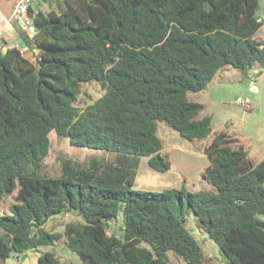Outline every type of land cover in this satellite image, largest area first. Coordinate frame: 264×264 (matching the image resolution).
<instances>
[{
  "label": "trees",
  "instance_id": "trees-1",
  "mask_svg": "<svg viewBox=\"0 0 264 264\" xmlns=\"http://www.w3.org/2000/svg\"><path fill=\"white\" fill-rule=\"evenodd\" d=\"M47 1L34 39L22 35L26 53L0 41V264L63 237L83 264H167L168 250L213 264L184 225L183 200L230 264H264V159L212 132L211 117L199 116L204 104L189 98L220 69L249 78L256 62L264 66L259 1ZM92 81L104 92L79 107L80 87ZM160 121L187 140L211 135L200 176L212 189L132 188L142 156L153 170L170 168ZM50 132L113 160L63 158L58 175L41 173ZM67 212L81 219L63 232L45 228ZM120 213V230L109 233ZM36 264L62 263L45 251Z\"/></svg>",
  "mask_w": 264,
  "mask_h": 264
},
{
  "label": "rangeland",
  "instance_id": "rangeland-1",
  "mask_svg": "<svg viewBox=\"0 0 264 264\" xmlns=\"http://www.w3.org/2000/svg\"><path fill=\"white\" fill-rule=\"evenodd\" d=\"M258 1L257 14L263 21L258 31L261 37L264 32V0ZM48 8V3L43 2L42 10H48ZM261 38L264 39V37ZM254 68L257 70L252 71V73L257 75L253 74V76L245 78L226 74L224 81L212 80V83L208 84V88L189 93V98L204 104L199 116L209 115L211 117L212 132L223 129L228 134L236 135L243 142L244 147L247 149L252 148L254 155L250 159L257 162L264 159V66L256 62L253 65ZM251 78L259 81V89H250V81H253ZM207 89L209 93H207ZM103 92L104 89L97 82L83 83L76 104L79 107H85L102 95ZM238 96L248 97L254 109L246 110L243 106L237 104L235 99ZM157 133L162 140V152L170 161V168L165 172L153 170L148 164V158L142 156L132 188L158 192L173 187L179 188L182 185L191 191L212 189V186L200 176L209 164L208 158L202 149L210 141L211 135L201 140H187L162 121L158 122ZM49 138V151L39 168L40 172L44 174L58 175L63 158L85 162L90 158L110 161L114 157L112 152L71 145L67 138L58 136L55 132H50ZM6 203L2 205L1 211L3 212L8 211ZM179 211L184 216L186 229L200 244L203 253L211 259L212 263L230 264L218 244L199 224L185 200L180 205ZM80 219L72 212L57 214L47 220L45 228L53 232H63L66 222ZM122 224L123 215L120 213L116 219L109 222L107 230L109 233L117 234ZM45 251L55 254L62 264H83L79 255L66 246L64 237L53 244L39 246L19 256L14 255L7 260V263L36 264L38 255ZM166 257L167 264H187L183 257L174 254L171 250L166 251Z\"/></svg>",
  "mask_w": 264,
  "mask_h": 264
},
{
  "label": "crops",
  "instance_id": "crops-1",
  "mask_svg": "<svg viewBox=\"0 0 264 264\" xmlns=\"http://www.w3.org/2000/svg\"><path fill=\"white\" fill-rule=\"evenodd\" d=\"M13 1L14 0H0V33H1L0 34V41H5L8 44L11 41L17 39L18 37H20V36L22 37V35H23V32L13 22H11L10 18H9ZM34 1L36 4V8L38 7L37 9H41V10H42V3L43 2L48 3L47 0H34ZM43 11H46V10H43ZM261 37H264V32L261 34ZM261 37H260L259 32H257V38L262 39ZM255 70H257V69L254 68L252 71L254 72ZM226 74L235 75L237 77H242L240 71L237 68L226 67V68L220 69L216 73V75L214 76V78L212 80L222 82V81H224ZM251 80H253V83L256 86V89H259V84H258L259 81L252 79V78H251ZM211 83H212V81H211ZM208 86H207V88H208ZM207 93H209L208 89H207ZM228 135L230 137L236 139V142L233 144L234 147L242 146L244 149L247 150L249 158L253 157L254 152H253L252 148L247 149L246 147H244L243 142H241V140L236 135H233V134H228ZM235 144H237V145L235 146Z\"/></svg>",
  "mask_w": 264,
  "mask_h": 264
},
{
  "label": "built area",
  "instance_id": "built-area-1",
  "mask_svg": "<svg viewBox=\"0 0 264 264\" xmlns=\"http://www.w3.org/2000/svg\"><path fill=\"white\" fill-rule=\"evenodd\" d=\"M37 12L36 4L34 0H14L11 11L10 21L13 22L22 32L27 40H33L37 27L34 23V15ZM1 34V33H0ZM0 42V47H1ZM9 47L16 48L20 53L24 54L29 50V46L26 44L22 46L16 39L8 44ZM235 102L243 106L246 110H252L254 107L249 102V98L237 97Z\"/></svg>",
  "mask_w": 264,
  "mask_h": 264
},
{
  "label": "water",
  "instance_id": "water-1",
  "mask_svg": "<svg viewBox=\"0 0 264 264\" xmlns=\"http://www.w3.org/2000/svg\"><path fill=\"white\" fill-rule=\"evenodd\" d=\"M22 46H25L26 45V42H25V40L20 36V37H18L17 39H16ZM6 49H7V45H3L2 46V51L4 52V51H6ZM245 78H246V76H244ZM250 89L251 90H257L256 89V86L254 85V83H253V81H250Z\"/></svg>",
  "mask_w": 264,
  "mask_h": 264
}]
</instances>
